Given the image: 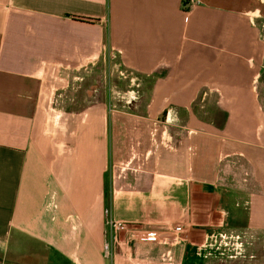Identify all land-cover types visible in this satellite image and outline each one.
<instances>
[{"label":"crops","instance_id":"1","mask_svg":"<svg viewBox=\"0 0 264 264\" xmlns=\"http://www.w3.org/2000/svg\"><path fill=\"white\" fill-rule=\"evenodd\" d=\"M106 52L144 112L56 102ZM263 80L264 0H0V264H264Z\"/></svg>","mask_w":264,"mask_h":264},{"label":"rangeland","instance_id":"2","mask_svg":"<svg viewBox=\"0 0 264 264\" xmlns=\"http://www.w3.org/2000/svg\"><path fill=\"white\" fill-rule=\"evenodd\" d=\"M73 81L69 89L59 88L55 94L56 102L68 104L71 110L105 102L111 107L115 105L114 109L121 114L141 113L149 99L150 80L145 81L142 76L127 69L113 52H106L103 59L89 70L86 78ZM261 98L264 101L262 93ZM135 103L138 105L135 106ZM160 117L162 118V114Z\"/></svg>","mask_w":264,"mask_h":264},{"label":"built area","instance_id":"3","mask_svg":"<svg viewBox=\"0 0 264 264\" xmlns=\"http://www.w3.org/2000/svg\"><path fill=\"white\" fill-rule=\"evenodd\" d=\"M106 224L108 226L111 238L104 243L105 253L112 255V251L119 244V233L125 229V222L114 218L109 208L106 210ZM176 231H181L182 227L177 225ZM134 236V235H133ZM142 235H135V238H140ZM248 240L241 234L230 233H213L204 242L202 250L206 256H216L220 258L237 259L247 257Z\"/></svg>","mask_w":264,"mask_h":264}]
</instances>
